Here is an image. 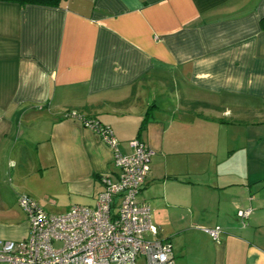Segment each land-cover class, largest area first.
Instances as JSON below:
<instances>
[{
    "label": "crops",
    "instance_id": "crops-1",
    "mask_svg": "<svg viewBox=\"0 0 264 264\" xmlns=\"http://www.w3.org/2000/svg\"><path fill=\"white\" fill-rule=\"evenodd\" d=\"M82 117L151 150L172 264H264V0L0 1V239L28 233L19 194L58 214L117 179Z\"/></svg>",
    "mask_w": 264,
    "mask_h": 264
},
{
    "label": "built area",
    "instance_id": "built-area-1",
    "mask_svg": "<svg viewBox=\"0 0 264 264\" xmlns=\"http://www.w3.org/2000/svg\"><path fill=\"white\" fill-rule=\"evenodd\" d=\"M82 119L112 149L117 179L102 178L103 189L94 206L75 204L58 214L19 194L16 200L26 215L28 233L18 241L0 239V264H136L139 257L145 264H172L171 243L156 236L149 204L137 200L151 150L134 139L132 151L122 154L108 125ZM251 212V208L240 209L236 215L243 222ZM219 231V227L206 229L214 240Z\"/></svg>",
    "mask_w": 264,
    "mask_h": 264
},
{
    "label": "trees",
    "instance_id": "trees-1",
    "mask_svg": "<svg viewBox=\"0 0 264 264\" xmlns=\"http://www.w3.org/2000/svg\"><path fill=\"white\" fill-rule=\"evenodd\" d=\"M0 1L13 2V3H17L19 5L36 4V5H44V6H57L61 0H0ZM191 105L193 107H195V106L208 107L209 104H207V103H192ZM68 113L69 112H67V114ZM86 119H88V118H86Z\"/></svg>",
    "mask_w": 264,
    "mask_h": 264
},
{
    "label": "rangeland",
    "instance_id": "rangeland-1",
    "mask_svg": "<svg viewBox=\"0 0 264 264\" xmlns=\"http://www.w3.org/2000/svg\"><path fill=\"white\" fill-rule=\"evenodd\" d=\"M53 212H57V211H53ZM53 212H52V213H53Z\"/></svg>",
    "mask_w": 264,
    "mask_h": 264
}]
</instances>
